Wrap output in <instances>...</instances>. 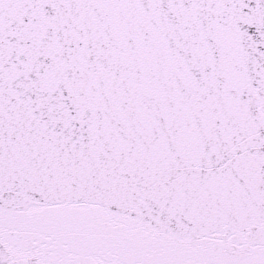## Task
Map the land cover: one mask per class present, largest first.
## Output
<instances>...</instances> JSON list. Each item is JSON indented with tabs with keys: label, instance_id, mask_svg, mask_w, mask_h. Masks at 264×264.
I'll use <instances>...</instances> for the list:
<instances>
[{
	"label": "snow or ice",
	"instance_id": "obj_1",
	"mask_svg": "<svg viewBox=\"0 0 264 264\" xmlns=\"http://www.w3.org/2000/svg\"><path fill=\"white\" fill-rule=\"evenodd\" d=\"M0 264H264V0H0Z\"/></svg>",
	"mask_w": 264,
	"mask_h": 264
}]
</instances>
